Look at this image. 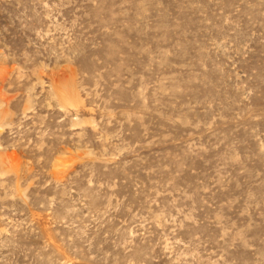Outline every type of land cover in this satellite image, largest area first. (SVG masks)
<instances>
[{"label": "rangeland", "instance_id": "1", "mask_svg": "<svg viewBox=\"0 0 264 264\" xmlns=\"http://www.w3.org/2000/svg\"><path fill=\"white\" fill-rule=\"evenodd\" d=\"M0 264H264V0H0Z\"/></svg>", "mask_w": 264, "mask_h": 264}]
</instances>
